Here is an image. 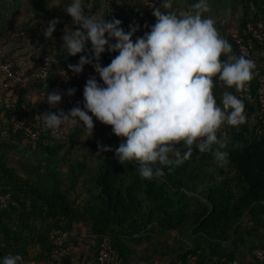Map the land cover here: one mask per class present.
Here are the masks:
<instances>
[{
    "label": "trees",
    "instance_id": "obj_1",
    "mask_svg": "<svg viewBox=\"0 0 264 264\" xmlns=\"http://www.w3.org/2000/svg\"><path fill=\"white\" fill-rule=\"evenodd\" d=\"M53 1L48 0L50 4ZM241 1L244 11L236 36L229 33L230 27L215 20L219 33L232 44L237 56V41L252 37L248 25L264 20V0ZM21 2L10 3L9 10L14 8L17 13ZM68 3L70 0L56 2L54 11L60 19L72 18L63 11ZM95 3L88 5L85 0L87 14ZM161 3L162 0H122L115 18L122 21L125 31L129 30L131 19H136L139 31L133 37L135 41L149 32L150 11ZM36 14L39 15L38 11ZM32 21L21 16L19 21L11 22L9 29L6 24H0V56L5 61L14 60L19 68L15 55L5 54L4 49L14 45L9 49L12 52L26 46ZM17 32L24 35L20 41L12 42V35ZM255 44V56L259 58L264 42L255 39ZM88 47L91 48L90 43ZM33 53L35 62L29 69L49 56L38 49ZM80 55L83 54L74 57L63 54L61 61L54 64L55 68L69 71L68 87L75 84V75L68 65L77 64ZM115 55L118 53L106 52L100 63H111ZM87 70L103 83L92 65L85 66L84 74ZM51 86L49 79L39 86L24 88L18 99L15 96L9 97L10 100L0 99V195L11 200L8 207L0 206V258L21 254L24 264L48 262L55 249L52 238L56 232L72 236L76 229L88 228L96 237V245L106 239L112 242L121 264H190L191 256L196 257L195 264H208L215 257L225 259L223 264L237 261L234 253L223 252V244L232 240L236 226L247 215L259 228L264 225V135H258L254 125L261 111L255 75L242 92L226 89L218 81L213 89L219 104L223 91L228 90L245 105L246 123L238 129L227 125L221 129L227 138L224 150L229 153L230 162L220 167L211 153L194 151L183 165L171 170L165 167L164 176L153 180H142L133 163L124 165L116 159L114 150L124 138L114 135L110 125L94 116L99 135V139L90 144L94 162L88 161V155H85L86 160L73 163L67 159V144L82 132V125H73L72 130L65 126L60 138L54 137L51 130L47 134L42 132L37 141L29 139L22 131H15L14 119L17 114L22 115V110L36 120L44 112L58 114L60 109L68 112L77 106L83 108V91L77 90L71 96L64 92L61 103L57 107L50 106L45 97ZM75 97L78 105L67 102ZM7 101H12L15 108H7ZM100 144L110 146L113 151L98 154ZM21 152L36 155L39 161L17 159L15 154ZM63 167L67 168L66 178ZM258 227L247 233L257 234ZM213 242L222 247L216 248ZM63 261L69 264L67 259ZM91 264L95 263L91 260Z\"/></svg>",
    "mask_w": 264,
    "mask_h": 264
},
{
    "label": "clouds",
    "instance_id": "obj_2",
    "mask_svg": "<svg viewBox=\"0 0 264 264\" xmlns=\"http://www.w3.org/2000/svg\"><path fill=\"white\" fill-rule=\"evenodd\" d=\"M172 9L173 0H162L159 7H153L156 23L134 41L139 25H129L125 31L122 21L109 20L102 7L87 14L85 0H70L63 11L76 27H65L62 49L66 56L83 55L68 68L79 75L86 65H92L103 83L95 76L86 81L83 108L38 115L43 127L55 135L65 126L82 125L93 137L94 116L124 138L114 150L115 157L121 164L133 163L142 180L161 178L165 167L171 170L183 165L194 151L211 153L218 166L227 165V138L221 129L245 124V105L228 90L218 105L213 89L218 81L226 89L242 92L254 77L255 61L237 56L221 36L207 15L209 0H195L179 13ZM59 22L56 18L46 23L42 30L46 39H54ZM106 52L118 55L102 65ZM75 92L69 89L67 94ZM45 99L57 107L62 93L49 91ZM98 147V154L113 151L107 145ZM0 264H24V257L9 254L0 258Z\"/></svg>",
    "mask_w": 264,
    "mask_h": 264
},
{
    "label": "built area",
    "instance_id": "obj_3",
    "mask_svg": "<svg viewBox=\"0 0 264 264\" xmlns=\"http://www.w3.org/2000/svg\"><path fill=\"white\" fill-rule=\"evenodd\" d=\"M97 0H88L91 5ZM132 1V0H129ZM110 3V4H109ZM108 10L110 20L119 12L122 0H108ZM143 6V4H142ZM150 19L152 25L156 23V17L153 15V9L150 11ZM151 25V26H152ZM151 29V28H150ZM150 31V30H149ZM248 33L252 34L250 38H241L237 41L238 54L255 61L256 68L254 75L258 82V97L261 103V111L255 121V129L258 135H264V49L260 50L259 58L255 56L256 44L255 39L259 42H264V20L248 25ZM19 32L12 35V42L20 41L22 36ZM59 61L50 56H46L43 60L31 69L19 68L14 60L5 61L0 56V95L20 97V92L29 86H39L42 83L51 79V91L61 92L66 89L71 82V75L68 70L63 68H55L54 64ZM218 103V100H217ZM7 108L14 109L12 101L6 102ZM219 105V103H218ZM25 109V106H23ZM22 115L17 114L14 119L15 131H22L29 139L37 141L42 132L48 133V129L43 127L40 119L34 120L26 115V111H21ZM63 129H65L63 127ZM51 134L54 137L60 138L61 132ZM10 199L0 195V206L8 207ZM54 240L55 249L48 262L36 264H65L63 260L67 259L69 264H121L120 256L115 250L112 242L109 239L104 240L99 245H96V237L89 233L88 228H82L80 231L75 230L74 234H63L56 232L52 238ZM78 242L76 244L75 242ZM252 256L260 263L264 264V247L256 248L252 251ZM189 263L195 264L196 257L191 256ZM233 264H242L240 261H235Z\"/></svg>",
    "mask_w": 264,
    "mask_h": 264
},
{
    "label": "crops",
    "instance_id": "obj_4",
    "mask_svg": "<svg viewBox=\"0 0 264 264\" xmlns=\"http://www.w3.org/2000/svg\"><path fill=\"white\" fill-rule=\"evenodd\" d=\"M11 1V0H10ZM20 12L23 15H34L45 17L44 21H50L58 18L59 24L57 25V30L54 33V39H46L42 34V30L45 25H42L39 20L33 19L31 22V36L29 39V43L26 46L19 47L15 51L10 52L9 49L12 50V46L6 47L4 49L5 54H14L18 59L21 68L29 69L32 67L35 62L34 50L38 49L39 51H45L47 55L52 57L55 60L61 61V57L64 54L62 45L64 43L63 36L65 35V27H70L75 29L76 25L73 23L71 19H60L57 17L54 10H56V2L58 0H54L51 4L48 0H21ZM103 8V13L108 15V0H97L92 9L91 13H95ZM38 11L39 15L36 14ZM90 13V14H91ZM29 20V19H28ZM46 22V23H47ZM130 25H139L136 19H131ZM136 39V38H135ZM3 45V44H2ZM250 215H247L245 220L236 226L233 232V238L230 242L223 244V252H227L230 254H235L237 256V261H240L242 264H263L258 262L253 256L252 251L256 248L264 247V225L260 228L257 224L250 221ZM258 227L257 234L249 235L247 232L253 230V228ZM216 248H220V243L213 242ZM225 259H221L218 257L210 259L208 264H223Z\"/></svg>",
    "mask_w": 264,
    "mask_h": 264
},
{
    "label": "rangeland",
    "instance_id": "obj_5",
    "mask_svg": "<svg viewBox=\"0 0 264 264\" xmlns=\"http://www.w3.org/2000/svg\"><path fill=\"white\" fill-rule=\"evenodd\" d=\"M14 1L17 0H0V16L5 15V13H8L5 18H0V24H6L7 28H10L11 22L19 21V17L22 16L24 19H35L39 20V22L42 23V25H46L47 21H44L46 18L41 16H23V14L20 12V10L15 13L16 10L14 8L9 10L10 3H14ZM194 3V0H173V8L174 10L184 11L188 10L190 5ZM211 11L207 14L210 15L214 21L219 20L224 24L226 27H230L231 30H229V33L233 34L234 36L237 35V31L240 28V22L241 17L243 16V3L241 0H209ZM79 61V60H78ZM77 61V63H78ZM74 74V73H73ZM75 75V84L71 85V87H68L66 90L64 89L61 91L62 97L64 92L68 91L69 89H75L77 92L84 91V87L86 84V81L93 76L91 74L90 70H87L84 74L81 73L79 75ZM9 97L6 95H0V99H6L10 100ZM65 101H67L65 99ZM70 102L71 104H77L78 105V98H74ZM76 106V105H75ZM70 130H72L73 125H68ZM71 132V131H70ZM98 130L95 128V135L91 137L88 135V133L85 131V129L79 131V134L74 138L73 142H68L66 151L69 152L67 159L71 163L76 162V160H86L85 155H88V161L94 162V156H93V147L90 146V144L95 143L99 139ZM74 133V132H73ZM72 133V134H73ZM91 147V148H90ZM64 155V153H63ZM15 157L21 161H30L31 163H37L39 161L38 157L36 155H26L21 153H16ZM62 172L65 174L67 172V168L63 167ZM66 178L65 176H63ZM63 178V179H64ZM139 250V249H138ZM137 259V256H135Z\"/></svg>",
    "mask_w": 264,
    "mask_h": 264
}]
</instances>
